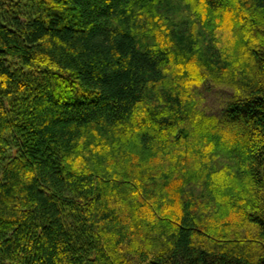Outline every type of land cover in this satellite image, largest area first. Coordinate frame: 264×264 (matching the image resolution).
<instances>
[{"label": "trees", "instance_id": "trees-1", "mask_svg": "<svg viewBox=\"0 0 264 264\" xmlns=\"http://www.w3.org/2000/svg\"><path fill=\"white\" fill-rule=\"evenodd\" d=\"M0 264H264V0H0Z\"/></svg>", "mask_w": 264, "mask_h": 264}]
</instances>
